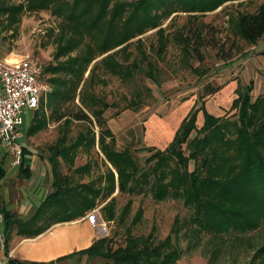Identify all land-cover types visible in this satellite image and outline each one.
<instances>
[{"label":"trees","instance_id":"16d2710c","mask_svg":"<svg viewBox=\"0 0 264 264\" xmlns=\"http://www.w3.org/2000/svg\"><path fill=\"white\" fill-rule=\"evenodd\" d=\"M227 1L235 0H23L17 4L0 0V29L12 35L19 32L26 11L49 10L59 19L57 63L44 65V77L51 74L52 90L49 100L42 98L28 128V134L34 135L50 121L58 123L59 136L48 147L54 189L28 221L12 219L5 213L8 230L18 226L25 235H37L55 223L85 216L103 203L105 220L123 221L133 201L129 199L118 212L113 194L118 189L119 194L132 196L147 188L156 201L180 198L191 209L183 232L191 240L188 250L208 237L206 249L217 257L223 250L222 235L245 233L264 223V94L252 99L251 82L238 89L232 101L233 119L215 116L204 104L198 107L195 103L165 149L147 147L150 155L144 164L130 147L118 148L105 118V111L112 105L94 92L97 82L93 78L102 66L123 80H133L137 72H145L156 81V71L147 59L149 53L142 47L141 38V55L130 61L132 39L155 30L159 42L151 48L162 58L171 40L167 26H163L166 21L170 19L171 23L179 12H186L196 23V19ZM203 31L204 23L175 31L173 40L181 45L186 58L204 60ZM232 33L246 45L255 44L264 35V0L254 12L238 14ZM214 42L212 39V45ZM142 62L147 63V70ZM201 111L204 120L199 127ZM74 123L81 125L72 136ZM27 150L24 145V158ZM94 150L103 155L105 171H101ZM81 152L88 155L87 161L75 166ZM141 216L140 209L134 221L139 222ZM42 220L46 221L44 225L30 228ZM178 222L161 240L151 231L146 235L129 234L124 243L113 246L112 237L105 236L85 249L49 262L12 258L8 264H59L82 256L102 257L113 264H176L184 254L179 242L183 226ZM257 259L258 264H264V244L249 264Z\"/></svg>","mask_w":264,"mask_h":264},{"label":"rangeland","instance_id":"374dc122","mask_svg":"<svg viewBox=\"0 0 264 264\" xmlns=\"http://www.w3.org/2000/svg\"><path fill=\"white\" fill-rule=\"evenodd\" d=\"M4 1L8 4H17L23 0ZM261 1H227L216 10L196 19V23L189 17V13L179 12L171 23L169 19L163 25L167 26L171 40L162 58L157 57L156 50L151 48L152 44L156 47L159 42L155 30L132 39L128 50L132 54L130 61H134L141 55L138 45V39L141 38L142 47L149 53L147 59L151 61L152 68L156 71V81L148 77L145 72H137L133 80H123L109 73L103 66L99 68L97 76L93 78L94 82H97L94 92L112 105L105 111V118L107 126L115 134L119 149L130 147L144 164L145 159L150 155L147 147L165 149L172 141L181 121L195 103L198 107L204 104L206 109L215 116L230 119L235 117L232 101L237 97L238 89L242 90L250 82L254 87L256 77L254 67L257 66L260 58L259 53L254 51L247 56L249 52H246V47L250 45H246L244 41L233 35V24L238 14L254 12ZM202 23H204L205 44L201 47L204 60L200 62L192 56L186 58L181 45L175 43L173 36L176 30L182 29L185 25L190 28ZM58 28L59 19L52 15L51 11H26L22 15L17 34L12 35L11 32L0 29V57L15 60L26 56H36L44 65L56 64ZM212 39L215 41L214 45H212ZM246 58H250L249 63H246ZM142 66L145 70L148 69L146 62H142ZM88 76L89 69L85 79ZM49 77L51 74L44 77L49 87L42 96L45 102L49 100L47 97L52 90ZM233 82L234 86L230 87L229 85ZM257 91L256 89L253 93L251 91L252 99L258 96L254 94ZM76 103L80 104L79 99ZM43 109H47V113L50 114L47 106ZM35 111L37 110L29 109L23 114L21 127L24 132L23 141L27 147L36 146L37 151L48 159L50 154L48 147L59 136L58 123L50 121L46 128L34 135H29L28 128ZM203 120V113L200 112L197 121L199 127L203 124ZM80 125V123H74L72 136L76 135ZM96 130L98 131L97 127ZM98 150L97 147L96 151ZM96 151L94 150L93 153L99 160L101 171H105L103 155H98ZM87 158V154L79 153L75 166L84 164ZM114 196L117 197L118 212L122 211L129 199H132L133 203L125 220H105L106 236L112 237L113 246L124 243L129 234L146 235L154 231L158 240L164 239L172 232L176 221H179L178 226H183L179 242L184 249V254L176 264H249L256 250L264 244L263 223L258 228L245 233L229 232L222 235L220 243L223 250L217 257H212L211 251L206 249L208 237L203 239L202 244L195 242L193 250H188L191 240L183 232L191 209L184 205L182 199L168 198L156 201L149 188L143 193L132 196L119 194V190H116ZM140 209L142 216L140 221L136 222L134 219L139 215ZM258 261L259 259L254 264H258ZM59 264H113V262L102 257L82 256Z\"/></svg>","mask_w":264,"mask_h":264},{"label":"crops","instance_id":"0c3cea01","mask_svg":"<svg viewBox=\"0 0 264 264\" xmlns=\"http://www.w3.org/2000/svg\"><path fill=\"white\" fill-rule=\"evenodd\" d=\"M253 51L259 53L260 60L254 67L256 77L252 93L256 89L258 91L254 94L259 95L264 94V35L246 47L247 56ZM245 61L249 63L250 58ZM229 86H234V82ZM28 150L24 164L12 166L7 148H0V264H8L12 258L49 262L85 249L107 235L101 211L104 204L85 216L55 223L37 235H25L18 226L7 229L5 213L12 219L28 221L54 189L50 162L37 151L36 146L31 145ZM45 223V220L38 221L30 228L34 230Z\"/></svg>","mask_w":264,"mask_h":264},{"label":"built area","instance_id":"2783aa9c","mask_svg":"<svg viewBox=\"0 0 264 264\" xmlns=\"http://www.w3.org/2000/svg\"><path fill=\"white\" fill-rule=\"evenodd\" d=\"M47 90L38 57H0V148H7L12 166H20L24 158L23 114L38 109Z\"/></svg>","mask_w":264,"mask_h":264}]
</instances>
